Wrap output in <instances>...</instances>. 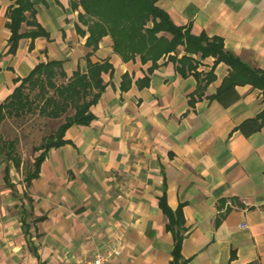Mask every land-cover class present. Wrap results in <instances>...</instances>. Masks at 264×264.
<instances>
[{
	"label": "crops",
	"instance_id": "crops-1",
	"mask_svg": "<svg viewBox=\"0 0 264 264\" xmlns=\"http://www.w3.org/2000/svg\"><path fill=\"white\" fill-rule=\"evenodd\" d=\"M31 1L48 37L22 38L11 54L7 12L16 0H0V105L40 63L63 62L60 82L87 74L88 59L113 72L102 74L93 121L71 126L30 183L42 151L29 167L18 146L19 166L0 157V264H72L114 248L121 255L111 264H171L164 195L171 210L182 208L188 264H264V121L257 130L253 122L263 92L238 84L216 98L231 67L215 57L190 55L195 69L184 72L183 47L155 65L139 54L125 60L110 35L87 45L93 20L82 0ZM155 4L264 71V0Z\"/></svg>",
	"mask_w": 264,
	"mask_h": 264
},
{
	"label": "trees",
	"instance_id": "trees-1",
	"mask_svg": "<svg viewBox=\"0 0 264 264\" xmlns=\"http://www.w3.org/2000/svg\"><path fill=\"white\" fill-rule=\"evenodd\" d=\"M80 4L85 14L93 20V24L89 25L87 45L94 49L105 35H110L115 52L123 59L127 60L139 54L144 61L151 59L155 65L161 57L183 47L185 54L180 60L181 72L195 69L190 55H199L201 58L212 56L216 58L215 64L224 62L231 67V72L218 90L216 98H220L238 84H251L260 89L264 96V71L226 50L222 39H210L205 34L195 36L189 28L175 25L169 15L156 6L155 0H82ZM36 15L37 10L31 0H16L15 5L9 8V53H16L22 38H31L34 41L41 36L48 37ZM24 23L30 30L21 32ZM87 68V74L77 71L68 81L60 82L66 79L63 62L40 63L0 105V157L7 162L13 161L17 166L21 163L17 153L18 140L4 139L1 133L2 123L8 118H20L32 112H38L40 116L50 120L64 118V122L34 148L35 152H42L35 158L34 171L26 176L28 183L38 176L46 153L66 143L64 136L71 126L89 125L93 121L91 107L98 102L105 89L102 74L108 71L112 73L113 67L108 62L93 64L88 59ZM213 78L214 74L210 72L208 82ZM263 121L264 108L253 120L256 124L254 130L261 128ZM160 205L169 219L167 229L174 237L171 264H188L181 252L186 232L182 208L171 210L166 204L165 195L161 198Z\"/></svg>",
	"mask_w": 264,
	"mask_h": 264
},
{
	"label": "rangeland",
	"instance_id": "rangeland-1",
	"mask_svg": "<svg viewBox=\"0 0 264 264\" xmlns=\"http://www.w3.org/2000/svg\"><path fill=\"white\" fill-rule=\"evenodd\" d=\"M63 122L64 118L50 120L32 112L20 118H8L3 126V136L6 140H18V152L25 154V166L29 167L34 160V148Z\"/></svg>",
	"mask_w": 264,
	"mask_h": 264
},
{
	"label": "built area",
	"instance_id": "built-area-1",
	"mask_svg": "<svg viewBox=\"0 0 264 264\" xmlns=\"http://www.w3.org/2000/svg\"><path fill=\"white\" fill-rule=\"evenodd\" d=\"M121 255V250L118 248L112 249L108 254H96L92 257L85 258L81 261H75L72 264H111L110 260L113 256Z\"/></svg>",
	"mask_w": 264,
	"mask_h": 264
}]
</instances>
